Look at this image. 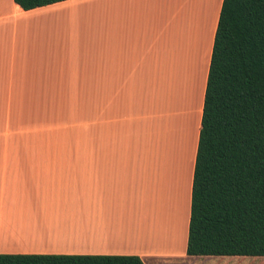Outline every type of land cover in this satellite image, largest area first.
Segmentation results:
<instances>
[{
	"label": "crops",
	"instance_id": "0c3cea01",
	"mask_svg": "<svg viewBox=\"0 0 264 264\" xmlns=\"http://www.w3.org/2000/svg\"><path fill=\"white\" fill-rule=\"evenodd\" d=\"M221 3L0 0V253L264 258L186 254Z\"/></svg>",
	"mask_w": 264,
	"mask_h": 264
},
{
	"label": "trees",
	"instance_id": "16d2710c",
	"mask_svg": "<svg viewBox=\"0 0 264 264\" xmlns=\"http://www.w3.org/2000/svg\"><path fill=\"white\" fill-rule=\"evenodd\" d=\"M22 9L63 0H14ZM187 255L264 256V0H222L195 156ZM0 264H144L135 254L0 253Z\"/></svg>",
	"mask_w": 264,
	"mask_h": 264
},
{
	"label": "rangeland",
	"instance_id": "374dc122",
	"mask_svg": "<svg viewBox=\"0 0 264 264\" xmlns=\"http://www.w3.org/2000/svg\"><path fill=\"white\" fill-rule=\"evenodd\" d=\"M217 0H212V3L216 2ZM247 258H250L251 256H246ZM193 259V258H192ZM180 260H177L179 262ZM191 264H225L222 261H214L209 260L208 258H197L194 260ZM247 264H264V258L260 260H250Z\"/></svg>",
	"mask_w": 264,
	"mask_h": 264
}]
</instances>
